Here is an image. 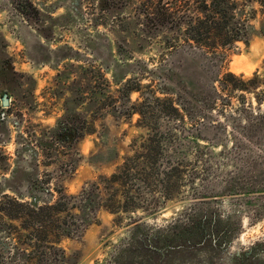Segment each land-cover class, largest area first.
I'll list each match as a JSON object with an SVG mask.
<instances>
[{
	"label": "rangeland",
	"instance_id": "374dc122",
	"mask_svg": "<svg viewBox=\"0 0 264 264\" xmlns=\"http://www.w3.org/2000/svg\"><path fill=\"white\" fill-rule=\"evenodd\" d=\"M30 1L38 16L0 0V189L14 171L9 186L22 191L103 188L93 223L63 245L68 264H264L260 6L249 44L215 56L166 48L168 32L145 28L144 0ZM144 142L158 164L119 187L136 208L110 213L118 188L105 190V178ZM201 219L216 233L181 238Z\"/></svg>",
	"mask_w": 264,
	"mask_h": 264
},
{
	"label": "trees",
	"instance_id": "16d2710c",
	"mask_svg": "<svg viewBox=\"0 0 264 264\" xmlns=\"http://www.w3.org/2000/svg\"><path fill=\"white\" fill-rule=\"evenodd\" d=\"M114 2L121 4L124 0ZM255 4L260 6L264 16V0H144L141 14L149 32H168L164 41L166 48L186 45L218 56V51L230 50L237 43L249 44L253 35L251 22L258 13L254 9ZM17 9L23 16L39 15V10L30 0H19ZM262 31L264 33V25ZM170 106L181 114L176 105ZM139 114L146 119V113ZM258 120L264 127V115H260ZM64 129L61 131L63 134L71 133L70 126ZM91 133L93 131L85 130L83 135ZM160 134L158 132L155 136ZM151 137L148 134L142 138L148 142L153 140ZM146 142L141 145L145 153L126 158L118 173L105 178V190L113 189V186L118 188L110 194L109 204L106 200L105 206L110 213L136 208L119 201V187L133 188L134 182L142 180L146 169H155L157 159L146 154L152 148ZM18 174L14 171L12 179L5 178V186L8 187L0 189V264H68L63 245L93 223L98 210L104 207L103 188L93 184L78 195H69L60 189L55 190V197L49 189L30 187L22 191L9 186ZM161 175L165 176L163 184H168L169 170L161 172ZM39 191H46L49 198L41 199ZM210 226L205 219L192 221L178 234L181 238L198 237L203 240L209 232L216 233L215 227Z\"/></svg>",
	"mask_w": 264,
	"mask_h": 264
},
{
	"label": "water",
	"instance_id": "95a60500",
	"mask_svg": "<svg viewBox=\"0 0 264 264\" xmlns=\"http://www.w3.org/2000/svg\"><path fill=\"white\" fill-rule=\"evenodd\" d=\"M4 105H5V106L8 105V98H7V97H5V99H4Z\"/></svg>",
	"mask_w": 264,
	"mask_h": 264
}]
</instances>
